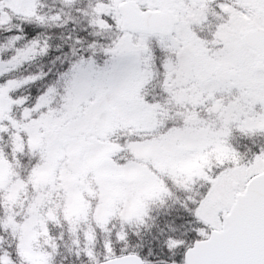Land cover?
<instances>
[{
    "label": "snow or ice",
    "instance_id": "obj_1",
    "mask_svg": "<svg viewBox=\"0 0 264 264\" xmlns=\"http://www.w3.org/2000/svg\"><path fill=\"white\" fill-rule=\"evenodd\" d=\"M62 3L73 14L63 7L45 12L41 0H0V29L18 32L0 44V51L15 48L6 61L10 66L49 48L41 37L15 47L24 22L62 27L71 20L92 37L109 38L76 36L71 56L77 59L33 102L10 93L44 74L0 83V159L11 160L14 132L24 142V151L16 152L22 164L29 137L46 129L42 139L52 138L58 147L66 146V137L79 143L80 136L95 135L99 142L84 149L92 154L106 151V138L119 137L122 145L127 141L148 151L146 160L139 158L147 165L141 180L159 187L158 195L116 228L114 218L107 220L102 252L95 242L91 251L78 245L80 264H264V0ZM77 45L92 55L84 57ZM97 51L108 57L107 68L102 79L91 81L85 66L94 64ZM124 58L133 64L120 75ZM153 84L160 91L149 100L146 90ZM65 114L71 127H65L67 120L60 123ZM107 125L113 130L106 137ZM129 129L135 131L128 135ZM39 150L32 149L33 159ZM120 151L131 156L127 147ZM120 151L109 153L101 167L114 173L135 168L120 160ZM210 152L209 161L186 181L173 178V166ZM153 161L163 162L164 170ZM0 233L9 235L3 228ZM6 253L21 264L14 240L0 243V257Z\"/></svg>",
    "mask_w": 264,
    "mask_h": 264
},
{
    "label": "rangeland",
    "instance_id": "obj_2",
    "mask_svg": "<svg viewBox=\"0 0 264 264\" xmlns=\"http://www.w3.org/2000/svg\"><path fill=\"white\" fill-rule=\"evenodd\" d=\"M12 55L6 60L0 55V76L15 69L6 63ZM107 60L108 57L104 61H94L91 67L85 66L87 78L91 81L102 79L107 68ZM132 64L131 58H124L120 62L118 73L126 74ZM7 80L9 79L0 78V83ZM65 120H67L65 127H71L74 123L67 114L60 118V123H64ZM31 124V121L27 125L21 122V127L27 128ZM112 130L113 126L107 125L105 136L110 135ZM47 131L46 129L43 133H35L29 137V150L40 149L37 152L36 165L27 174L29 183H26L19 173L11 172L9 159L6 157L0 159V189H6L8 215L6 220L19 232V250L29 264L48 263V256L42 250L41 242L48 234L49 221L56 218L54 212L56 204L65 206L70 218L71 232L82 230L83 247L91 251L89 247L95 239V226L91 224L88 213L91 206L95 208L96 226L108 232L110 230H107L106 222L117 209H120L122 218L134 214L148 198L158 195L159 192L157 185L143 183L141 180L140 170L147 165L139 158L143 157L146 160L149 155L147 150L140 149L131 142L126 141V144L122 145L117 139L106 138L103 141L107 145L106 151L92 154L84 149L85 145H91L94 141L99 142L95 135L88 136L87 139L82 135L79 143L68 142L69 138L66 137V146L58 147L52 138L42 139L47 135ZM134 131L135 129H129L128 135ZM12 136V158L18 162L16 152H23L24 142L19 133L14 132ZM155 139L154 137L153 140ZM123 147L129 149L131 156L128 152L120 151ZM116 151H120V160L135 164L136 167L119 173L101 167L105 160L111 159L109 153ZM212 155V152L205 153L190 163L173 166V178L179 177L180 181H186L193 170L207 163ZM153 163L161 171L164 170L163 162L153 161ZM58 199L63 202H57ZM74 243L80 244L77 238H74ZM5 261L10 262V259L6 256Z\"/></svg>",
    "mask_w": 264,
    "mask_h": 264
},
{
    "label": "trees",
    "instance_id": "obj_3",
    "mask_svg": "<svg viewBox=\"0 0 264 264\" xmlns=\"http://www.w3.org/2000/svg\"><path fill=\"white\" fill-rule=\"evenodd\" d=\"M79 0H77L78 2ZM42 4L45 6L43 11L48 12L56 11L61 7L64 8L65 12H68L70 15L73 14L72 10L67 6L63 5L62 0H41ZM86 2V0H85ZM15 23H20L18 20H14ZM23 28V39L15 42V47H22L27 42L37 38H47L49 43L48 51L43 55H37L30 60L23 61L21 64L17 65L16 69L8 74L9 78L19 79L26 77L32 74H44L40 79L36 81L29 82L26 85L21 86L20 88L12 91L13 97L19 96H29L30 101L33 102L36 97L50 84L57 82L60 79L62 73L66 72L70 66L71 62H74L77 58L71 56V47L74 43L75 37L80 36L85 40L98 39L101 42H107L108 37H92L89 35V32L84 31L79 25H74V23L70 20L69 23L65 26H45L38 25L35 23L24 22L22 24ZM18 32L15 28L11 31H7L5 29H0V44H4L7 40L13 36L17 35ZM69 34L72 35L73 39L68 40L67 37ZM78 50L84 57H88L92 55L90 51H84L79 45H77ZM12 54H15V48L4 49L0 51V55L3 60ZM155 56L157 59L155 63L159 64L158 57L160 56V50L155 48ZM107 58L101 51H97L93 59L95 62L104 61ZM159 87L157 84H153V86L146 90V95H148V99L151 100L153 96H158ZM119 142V137L116 138ZM234 142H239V138L237 137ZM264 142V139L261 140ZM120 143V142H119ZM126 144V142H125ZM124 144V145H125ZM242 144H248L251 146L250 140H242ZM24 151V149H23ZM38 154L36 152L35 158H32V151L25 155V160L27 163L22 164L20 159L18 162H15L13 158H11V170L14 173H19L20 177L29 183L27 174H29L33 168V166L37 163ZM179 182V181H178ZM6 189H0V228L4 229V232L9 233V235L5 236L3 233H0V243H3L5 240L11 242H16V248L18 254L21 259V264H29L21 255L19 250V232L15 229L14 225H10L7 223L6 216L7 215V203L5 200ZM57 202H63L59 199ZM95 203V201H94ZM55 216L54 220L49 221L48 224V234L41 242L42 250L48 256V264L49 260L52 257H55V264H80V261L77 259L78 245H83L84 242V234L82 230L71 232V223L70 218L65 210V206L63 204L55 205ZM89 218L91 224L95 226L94 234L95 239L91 243L95 242L97 251L102 252L103 248L101 247V242L107 238V231L99 229L96 226L95 222V208L91 206L88 209ZM9 214V212H8ZM111 218H114V222L112 227L116 228L119 226L118 222L122 219L120 209H117ZM107 230L108 227L106 226ZM74 238H77L80 244L74 243ZM91 246L89 249L92 250ZM119 251V249H117ZM6 256L10 259V262H6ZM151 258V257H150ZM0 264H13L11 258L7 255V253L0 257Z\"/></svg>",
    "mask_w": 264,
    "mask_h": 264
},
{
    "label": "water",
    "instance_id": "obj_4",
    "mask_svg": "<svg viewBox=\"0 0 264 264\" xmlns=\"http://www.w3.org/2000/svg\"><path fill=\"white\" fill-rule=\"evenodd\" d=\"M157 11H159V10H157Z\"/></svg>",
    "mask_w": 264,
    "mask_h": 264
}]
</instances>
